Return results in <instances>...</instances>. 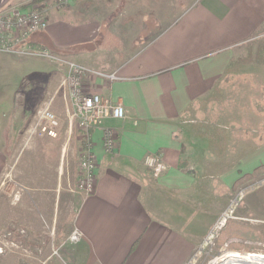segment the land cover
<instances>
[{"label":"crops","instance_id":"crops-1","mask_svg":"<svg viewBox=\"0 0 264 264\" xmlns=\"http://www.w3.org/2000/svg\"><path fill=\"white\" fill-rule=\"evenodd\" d=\"M10 3L17 0H0V9ZM50 17L47 31L32 38L35 43L70 52L87 51L98 41L96 24L73 26ZM263 32L264 0H194L117 66L114 80L88 81V91L127 111L124 119L108 118L88 129L71 117L72 104L66 91H58L59 79L51 89L27 88L21 75L19 86L5 90L0 104V232L13 226L16 234L24 219L44 218L51 219L54 230L62 219L66 233L78 229L83 235L71 248L75 264H186L195 237H187L183 225L197 218L188 199L197 181L182 163L181 120L220 78L228 74L229 81L235 49ZM47 71L34 75L48 82ZM51 96L60 121L57 135L29 139L39 103ZM105 128L117 136L115 153L106 151ZM87 142L97 159L98 179L94 191L84 195L75 187ZM149 155L166 164L154 192L152 171L145 165ZM237 168L241 176L264 168V136L240 149ZM167 194L180 203H167Z\"/></svg>","mask_w":264,"mask_h":264},{"label":"rangeland","instance_id":"rangeland-1","mask_svg":"<svg viewBox=\"0 0 264 264\" xmlns=\"http://www.w3.org/2000/svg\"><path fill=\"white\" fill-rule=\"evenodd\" d=\"M26 1L17 0V4ZM192 2L194 0H44L43 3L49 8L50 16L59 22L73 26L92 22L99 30L98 41L87 51H53L84 64L95 74L110 75L147 46ZM37 61L45 60L0 54V104L5 90L19 86L21 75H26L21 83L27 88L51 89L58 79L60 82L64 67L59 68L49 61H45L47 66H44ZM42 69L51 73L49 83L42 76L34 75ZM229 72V81L228 74L220 78L214 90L203 97L180 124L181 141L186 144L182 163L194 173L197 181L196 190L188 198L192 205L189 210L195 212L193 215L197 218L187 219L192 221L183 225L184 234L195 237V248L186 264H211L224 243L235 250L264 251V168L242 176L237 170L240 149L248 150L253 141L264 136V35L235 49ZM88 78L86 84L94 74ZM88 87L90 90L91 86ZM43 104L40 102L38 109ZM152 174L150 182L154 192L157 180ZM155 195L158 197V192ZM166 201L180 203L173 194H167ZM226 212L230 214L227 223L213 234L218 219ZM24 220L22 232L14 234L13 226H8L5 233L0 232V264H75L71 248L76 244L69 242L70 234L64 231L67 225L62 219L54 230L51 219Z\"/></svg>","mask_w":264,"mask_h":264},{"label":"built area","instance_id":"built-area-1","mask_svg":"<svg viewBox=\"0 0 264 264\" xmlns=\"http://www.w3.org/2000/svg\"><path fill=\"white\" fill-rule=\"evenodd\" d=\"M43 2L28 0L21 4H10L0 9V54L45 60L59 65V68L64 67L62 68L63 74L58 91H66V96L72 104L71 117L77 121L80 128L88 129L108 118L124 119L127 111L123 104H114L108 99H104L100 93L90 92L86 89V81L90 75L94 74V77L102 76L103 78L114 80V73L110 75L95 74L92 69L84 64L74 62L65 56L55 53L52 49L40 46V44L32 41L36 34L47 31L50 25V11L44 5L46 3ZM54 99L55 96H51L37 110L34 123L29 128V139L36 134L57 135L60 121L52 108ZM104 143L108 153L116 152L117 136L110 128L104 129ZM86 148L81 160L79 178L75 187L77 192L84 195L94 191L98 179V164L92 151L91 143L87 142ZM145 165L156 177L166 170V164L157 155L147 156ZM229 216L230 214L226 212L218 219L213 234L218 233L225 226ZM82 238L81 231L75 229L68 240L71 243H77ZM224 244L217 257L211 261V264H227L225 254L231 253L230 250L235 251L236 248L232 249L229 243L228 246ZM239 249L237 250L239 253L244 252V249ZM242 254L253 257L246 256L238 264H264V251L250 252L246 250V253Z\"/></svg>","mask_w":264,"mask_h":264},{"label":"bare ground","instance_id":"bare-ground-1","mask_svg":"<svg viewBox=\"0 0 264 264\" xmlns=\"http://www.w3.org/2000/svg\"><path fill=\"white\" fill-rule=\"evenodd\" d=\"M227 246H228V244H227ZM232 251H234V250H230L231 253L225 254L227 264H238L246 256L253 257L251 255L242 254V253H246L245 251L242 252V253H239L237 250H235L234 253H232Z\"/></svg>","mask_w":264,"mask_h":264},{"label":"trees","instance_id":"trees-1","mask_svg":"<svg viewBox=\"0 0 264 264\" xmlns=\"http://www.w3.org/2000/svg\"><path fill=\"white\" fill-rule=\"evenodd\" d=\"M37 1H44V0H37Z\"/></svg>","mask_w":264,"mask_h":264}]
</instances>
